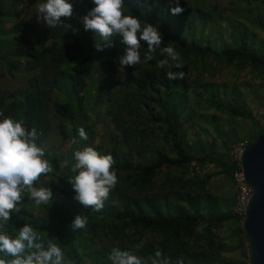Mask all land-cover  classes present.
Returning <instances> with one entry per match:
<instances>
[{
    "label": "trees",
    "instance_id": "16d2710c",
    "mask_svg": "<svg viewBox=\"0 0 264 264\" xmlns=\"http://www.w3.org/2000/svg\"><path fill=\"white\" fill-rule=\"evenodd\" d=\"M39 1L42 0H0V64L8 75H25L23 87H0V112L23 121L28 130L36 128V142L44 148L53 171L42 175L35 184L40 182L51 189L52 200L41 204L48 207L38 215V205L25 202L30 198V194L26 195L11 220L0 221L3 230L15 236L18 228L30 224L45 246L52 239L61 247L64 264H111L108 256L114 247L132 251L142 264H152L157 247L171 264H176L177 257H183L184 264H239L224 256L227 249L219 230L234 222L236 234L244 235L237 224L241 218L221 207L209 184L216 174L231 176L234 161L230 151L240 138L234 126L224 127L214 114L212 132L201 127L190 137L189 128L194 124L187 123L186 112L194 113L196 107L207 104L232 118L250 121L254 131L247 144L264 129L236 97L233 103L218 98L213 82L198 78L189 81L190 64L192 57H200V69L210 73V77L217 63L264 77V38L257 41L236 21L224 19L221 13L213 15L216 2L207 10L204 0H180L185 10L173 15L167 0H125V15L139 17L142 25H155L161 33L162 46L171 45L180 54L184 67L172 71H182L183 79L169 80L168 69L157 67V61L163 58L159 50L152 61L125 68L119 63L125 47L119 37H113L112 46L96 50V35L86 31L81 22V17L94 7L92 0H69L73 4L72 16L62 17L63 25L38 35L34 21L21 16L25 4ZM222 19L225 26H221ZM251 21L264 31L260 17ZM6 22L11 26L7 27ZM213 24L224 27L218 28L224 33L230 27L233 38L227 42L219 35L220 44L213 48L209 40ZM208 29V38L204 39ZM14 49L22 53L14 55ZM146 51L147 43L141 41L142 59ZM90 52H94V57ZM100 57H105L107 67L94 74ZM211 60L217 62L212 67ZM87 81L94 86L92 103L98 104L108 123L113 124L108 138L112 143L103 150L91 144L94 125L89 123L84 103ZM189 83L194 85L193 98L188 95ZM231 87L230 92L236 94V87ZM51 105L66 118L57 123L62 139L69 138L68 125L75 137H79L81 126L85 128L89 139L79 143L81 149L75 148V152L92 146L102 155L114 158L118 183L98 212L76 200L68 182L75 173L67 156L73 158L75 146L64 154L45 146L53 129ZM205 165H212L216 171L199 174ZM190 171L192 174L188 175ZM45 178H49L48 182ZM77 214L87 216V225L73 231L70 223ZM198 224L206 225L202 233L196 231ZM141 240L145 241L144 247L137 250L135 245ZM239 242L242 248L247 240L240 237Z\"/></svg>",
    "mask_w": 264,
    "mask_h": 264
},
{
    "label": "clouds",
    "instance_id": "9594fccd",
    "mask_svg": "<svg viewBox=\"0 0 264 264\" xmlns=\"http://www.w3.org/2000/svg\"><path fill=\"white\" fill-rule=\"evenodd\" d=\"M173 15L185 10L180 0H167ZM92 7L81 17L85 30L92 31L97 40L95 48L103 51L112 46L113 37H119L125 46L119 56L121 67H136L148 63L155 58L157 50L162 59L157 61V67L167 68L169 80L183 79L184 73L174 72L172 68L184 67L180 54L171 46H162L163 40L159 29L144 23L137 16L125 15V0H92ZM36 12L38 20L49 28L63 25V18L73 14V4L69 0H45L39 3ZM98 37L100 42H98ZM141 41L147 43V51L141 57ZM107 42V44L103 43ZM0 221L11 220L12 213L23 202V193L27 191L30 199L36 205L47 204L52 200V191L45 187H35L34 184L42 175L53 171V167L45 158V150L38 145L37 130L25 128L23 121L0 112ZM79 137L88 140V134L83 126L78 129ZM76 141L73 140V143ZM75 163L72 166L74 176L68 179L75 192V199L93 211H100L108 199L111 189L118 183V176L113 169L115 163L112 155H102L94 147L87 146L74 153ZM87 216L77 214L71 221L73 231L84 229ZM206 225L198 224L196 231L202 233ZM0 223V264H64V253L52 239L47 246L42 242L38 232L28 223L18 228V234L12 236ZM141 240L135 245L137 250L144 247ZM108 259L111 264H142L139 256L129 250L114 247ZM152 264H171L169 257L157 247ZM176 264H184L183 257H177Z\"/></svg>",
    "mask_w": 264,
    "mask_h": 264
},
{
    "label": "rangeland",
    "instance_id": "374dc122",
    "mask_svg": "<svg viewBox=\"0 0 264 264\" xmlns=\"http://www.w3.org/2000/svg\"><path fill=\"white\" fill-rule=\"evenodd\" d=\"M44 2L39 1L33 4H25L23 7L22 18L23 19H30L34 21L37 27V34L41 35L43 33H48L52 30V28L47 27L42 21L38 20V13L36 12L37 6L39 3ZM217 3V9L213 12V15L216 13H221L224 19L229 18V20L235 22L245 28H247L248 32H252L254 34L255 39L257 41L264 38V31L261 28H258L257 23H253L251 20L256 17H260L264 22V3L259 2H252L248 4L245 0H204L205 9L211 7L214 3ZM199 1H196L198 4ZM203 3V2H202ZM201 3V4H202ZM200 4V3H199ZM208 10V9H207ZM221 20V26H225V20ZM251 19V20H250ZM5 25L7 27L11 26L10 22H6ZM211 29V33L209 36V40L213 48H217L220 44V37H223L227 42L230 41L233 37L229 35L230 27H228L227 32H223L218 28L219 25L213 24ZM210 29L206 30L204 33L206 36L204 39L208 38ZM203 33V34H204ZM14 55L21 54L22 52L18 49H14ZM90 55L94 57V52H90ZM99 66L98 70L94 72L97 74L100 70L107 67L105 63V57H100L98 60ZM203 62V61H202ZM217 62L211 60L210 66L212 67ZM201 60L200 57H192L190 70L191 75L189 76V81L193 78L201 79L202 81H211L215 85V90L218 92V98L225 102L233 103V98L236 97L238 103H243L246 108H248L256 120L259 122V125L262 129H264V77H258L254 72L250 70H243V71H236V67L228 66L225 63H217L215 66V72L212 77H210V73H204L201 71ZM203 64V63H202ZM21 73V72H20ZM14 74L8 75L5 70L3 69L2 65L0 64V87H7V88H16V87H23V80H25L24 74ZM200 80V81H201ZM92 81H87V87L84 91V103L86 107V111L90 115L89 123L94 125V140L92 141V146H101L103 150L104 147L110 146L112 143L108 138L111 137V130L113 128L112 123H108L106 117L103 115V110L101 108H97L98 104L92 103L94 100V95L91 92L94 90V86H92ZM227 87L226 90H224ZM231 86L236 87V94L230 92ZM231 87V88H230ZM189 90V97L193 98V83H189L187 86ZM227 92V93H225ZM204 95V94H203ZM64 100L65 98L61 96ZM192 102V101H191ZM204 105V104H203ZM198 106L194 109V113L186 112V121L188 124L193 123L194 127L191 126L189 128V136L193 137V132L198 131L199 128L203 127L206 130L212 132L211 124H212V114L215 115L217 122L221 123L224 127L234 126L237 130V134L239 136L238 142L234 143L232 146V150L230 151V156L232 159L236 156V145L239 142H244L250 139L252 132L254 131V126L250 121L241 120L238 118L230 117L226 112H222L220 110H216L213 107H209L207 104L205 106ZM52 108L50 110V120L53 125V129L47 138L46 147H53L55 153L64 154L67 153L71 146H75L76 149H81L79 143H85V140H81L80 137H75L73 132H71V127L68 125L67 129L69 131V138L66 140L61 138V135L58 132L57 123L60 120L66 119L61 113L56 112L51 105ZM191 106V105H190ZM73 116H78V113L75 112ZM77 121V119L75 120ZM117 133H119V129H114ZM197 135V133H196ZM198 138H201L202 135L198 134ZM203 138V137H202ZM89 139V138H88ZM193 139V138H191ZM195 139V138H194ZM73 140L76 142L73 143ZM74 152L72 154H74ZM99 152V151H98ZM67 158H71L70 165L71 169L73 164L75 163V157L67 156ZM195 170V167H194ZM216 169L212 165H205L201 168L198 173H213ZM192 172L190 171L188 175H191ZM49 178H45V182H48ZM56 182L54 186H56ZM35 187H45L43 183L37 182L34 184ZM209 188L211 192L217 195L220 199V204L223 209H233V203L235 198V186L232 181L231 176H226L224 174L218 175L216 174L210 181ZM28 196L29 193L25 191L23 193V198ZM28 198V197H27ZM29 205H35L36 203L31 200L30 198L25 200ZM47 205H38L35 207V212L38 215L44 213ZM237 224L242 227V220L237 221ZM236 224L234 222H229L225 224L220 230L219 234L221 235V240L223 243L226 244V251L224 252V256L234 262H239V264H249V256H248V245L247 242L244 243V247H239V238L246 239L244 235H237L235 232Z\"/></svg>",
    "mask_w": 264,
    "mask_h": 264
},
{
    "label": "water",
    "instance_id": "95a60500",
    "mask_svg": "<svg viewBox=\"0 0 264 264\" xmlns=\"http://www.w3.org/2000/svg\"><path fill=\"white\" fill-rule=\"evenodd\" d=\"M240 162L244 178L252 190L242 220L249 264H264V131L243 148Z\"/></svg>",
    "mask_w": 264,
    "mask_h": 264
},
{
    "label": "built area",
    "instance_id": "2783aa9c",
    "mask_svg": "<svg viewBox=\"0 0 264 264\" xmlns=\"http://www.w3.org/2000/svg\"><path fill=\"white\" fill-rule=\"evenodd\" d=\"M246 145L247 141L239 142L236 145V156L233 158L234 167L231 171V177L236 191L232 212L240 217L241 220L245 216L247 204L252 194L251 187L244 178L240 162V154Z\"/></svg>",
    "mask_w": 264,
    "mask_h": 264
}]
</instances>
